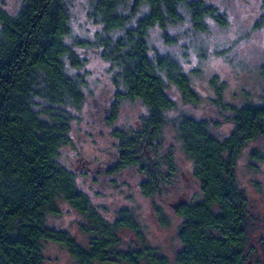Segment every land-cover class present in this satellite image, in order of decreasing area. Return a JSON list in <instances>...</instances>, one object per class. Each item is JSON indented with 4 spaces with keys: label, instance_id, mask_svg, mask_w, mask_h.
Here are the masks:
<instances>
[{
    "label": "trees",
    "instance_id": "1",
    "mask_svg": "<svg viewBox=\"0 0 264 264\" xmlns=\"http://www.w3.org/2000/svg\"><path fill=\"white\" fill-rule=\"evenodd\" d=\"M90 1L89 15L101 32L95 40L75 42L70 0H22L16 13L0 3V264H46L50 241L67 248L78 264H170L146 242L131 209L109 219L60 161L62 147L71 141L72 108L85 101V77L72 69L82 67L79 48H101L118 86L110 120L123 100L147 107L140 129L115 130L119 159L109 172L138 167L142 192L154 196L174 184L179 171L173 147L163 152L160 144L167 113L176 107L172 88L186 102H198L199 94L179 60L152 43V31L161 28L173 43V25L190 19L202 32L209 19L221 25L226 20L204 0ZM255 26L264 29V14ZM261 73L264 78V68ZM229 110L233 128L224 138L207 119L181 115L174 121L202 191V199L177 207L183 221L176 264H250L252 212L238 161L243 148L264 135V97ZM61 202L80 214L86 243L49 224L50 215L61 213ZM125 231L136 243L124 248Z\"/></svg>",
    "mask_w": 264,
    "mask_h": 264
},
{
    "label": "rangeland",
    "instance_id": "2",
    "mask_svg": "<svg viewBox=\"0 0 264 264\" xmlns=\"http://www.w3.org/2000/svg\"><path fill=\"white\" fill-rule=\"evenodd\" d=\"M217 7L224 15L225 25L209 19L208 29L194 30L190 19L169 28L173 43L164 38L161 28L152 31V43L164 53L176 57L183 70L189 73L199 94L196 103L186 102L176 87L172 95L176 107L160 136L163 152L174 149L179 171L175 183L154 196L145 195L140 187L143 175L138 167L130 166L116 173L109 168L119 159L116 129H140L147 107L139 100H123L118 104L116 118L111 121L117 102V88L111 63L101 55V48H79L86 80L85 101L72 108L69 144L61 150L60 161L76 173L79 186L89 193L94 203L105 208V215L114 219L124 208L131 209L140 221L145 240L164 255L170 264H176L181 248L179 227L183 217L178 213L180 203L202 199L199 180L194 175V161L178 137L174 121L181 115L207 119L212 132L219 138L230 134L233 124L229 105L247 101L261 103L264 97V29L255 26L264 14V0H204ZM11 13L19 11L22 0H0ZM73 11V41L95 40L102 25L90 17V0H70ZM216 82L215 86L214 83ZM217 88L221 89L218 94ZM258 153V158L254 157ZM238 178L247 191L252 212L249 237L250 264H264V135L248 143L238 161ZM165 186V185H164ZM159 208V210H158ZM162 212V217L159 212ZM81 216L65 202L61 213L50 215L53 228L71 231L86 243L80 230ZM122 246L136 243L129 231ZM46 264H78L67 248L56 242L45 246ZM114 264H127L116 262ZM141 264H149L143 261Z\"/></svg>",
    "mask_w": 264,
    "mask_h": 264
}]
</instances>
